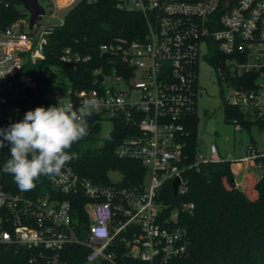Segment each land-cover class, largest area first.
I'll list each match as a JSON object with an SVG mask.
<instances>
[{
    "label": "built area",
    "instance_id": "built-area-1",
    "mask_svg": "<svg viewBox=\"0 0 264 264\" xmlns=\"http://www.w3.org/2000/svg\"><path fill=\"white\" fill-rule=\"evenodd\" d=\"M80 1L38 0L40 25L30 28L29 14L18 0H0V7L19 12L0 28V104L26 99L36 86L23 71L44 58L45 37L55 25H44L43 16L56 18L58 10ZM115 3L118 9L139 12L145 31L139 39L99 44L96 51L104 62L90 70L89 86L69 89L68 101L74 108L86 98L99 101L91 116L121 129L115 157L137 161L150 173L149 185L143 179L132 187L94 183L67 164L60 176H44L38 188L21 191L14 181L5 189L1 180L6 173L0 174V264H170L187 252L186 231L178 225L181 213L194 210L192 202L180 199L188 193L186 171L206 164L264 163V153L252 145L234 160L222 158L215 143L206 156L196 152L190 164L183 152L187 125L196 117L203 48L211 50L219 79L233 85L228 106L264 126V0ZM91 60L89 53L71 48L60 56L73 70ZM27 111L29 105L15 107L7 117L0 112V129L21 121ZM232 123L236 132L241 130L239 119ZM0 151L5 164L10 145L5 142ZM168 186L178 201H165ZM76 204L82 205L81 212Z\"/></svg>",
    "mask_w": 264,
    "mask_h": 264
},
{
    "label": "trees",
    "instance_id": "trees-1",
    "mask_svg": "<svg viewBox=\"0 0 264 264\" xmlns=\"http://www.w3.org/2000/svg\"><path fill=\"white\" fill-rule=\"evenodd\" d=\"M18 13L15 7H0V28L15 20ZM143 21L139 12L118 9L115 0H81L63 17L61 24L46 35L44 58L24 67L23 72L34 78L35 88L29 90L26 99L0 104V112L7 117L15 113V107L24 109L29 105V110H34L48 102L43 98V84L49 80L46 71L49 67L59 68L66 74L71 91L86 88L91 81L90 70L104 62L96 51L97 46L115 38H141L145 31ZM65 48L89 53L92 60L73 70L60 61ZM227 112L243 122L237 110L229 108ZM195 119L193 117L187 125L188 134L184 138L187 164L195 159L197 152ZM99 122L98 117L88 118L89 135L72 146L70 151L76 153L77 158L69 165L94 183H110L108 173L116 171L123 185H138L145 174L142 166L137 161L121 160L114 155L121 138L120 126L113 123L103 143L92 145L99 132ZM5 158L0 151V174L4 173ZM234 168L230 163H222L200 165L198 171H186L188 193L180 199L192 202L194 210L181 213L178 225L186 231L187 252L170 264H264V175L257 181L248 179L241 191L237 190L234 180L231 182ZM43 177L36 181L35 188L44 181ZM8 181H14L13 177L3 175L1 182L5 189ZM165 191V201H178L169 186ZM81 206L74 207L81 212Z\"/></svg>",
    "mask_w": 264,
    "mask_h": 264
},
{
    "label": "rangeland",
    "instance_id": "rangeland-1",
    "mask_svg": "<svg viewBox=\"0 0 264 264\" xmlns=\"http://www.w3.org/2000/svg\"><path fill=\"white\" fill-rule=\"evenodd\" d=\"M76 4L57 11L56 18L50 13L43 16L44 25H59L63 17ZM211 50L202 49L197 65V82L199 94L196 100V121L194 131L197 142V152L206 156L208 147L215 143L220 156L226 160L239 159L245 156V151L252 145L257 151L264 153V127L261 123L242 116L241 130L236 132L229 110L227 99L233 92V85L221 80L210 62ZM49 80L43 84V98L52 105L57 104L58 98L65 97L68 101L69 82L65 73L59 68H46ZM232 109V108H231ZM99 132L92 140V145H100L112 130V122L108 119L99 120ZM248 122V123H247ZM233 178L237 190L244 191L248 179L259 180L264 175L263 161H243L234 165ZM108 179L111 183H120L121 175L116 171H109ZM149 174L143 176V185H149Z\"/></svg>",
    "mask_w": 264,
    "mask_h": 264
},
{
    "label": "clouds",
    "instance_id": "clouds-1",
    "mask_svg": "<svg viewBox=\"0 0 264 264\" xmlns=\"http://www.w3.org/2000/svg\"><path fill=\"white\" fill-rule=\"evenodd\" d=\"M100 107L95 98H86L79 108L65 97L47 108L38 106L23 119L0 129V148L10 145V158L3 172L10 174L21 191L32 190L42 176H60L77 154L75 143L89 135L88 118Z\"/></svg>",
    "mask_w": 264,
    "mask_h": 264
},
{
    "label": "water",
    "instance_id": "water-1",
    "mask_svg": "<svg viewBox=\"0 0 264 264\" xmlns=\"http://www.w3.org/2000/svg\"><path fill=\"white\" fill-rule=\"evenodd\" d=\"M22 7L28 12L29 17L28 18V24L31 28L33 25L39 26L40 25V19L41 15L43 14V8L38 4V0H18ZM233 0H228V4L231 3ZM106 55H103V58H105ZM178 179H175L172 183V191L174 194H176L177 185H178ZM231 182H233V179H231Z\"/></svg>",
    "mask_w": 264,
    "mask_h": 264
},
{
    "label": "crops",
    "instance_id": "crops-1",
    "mask_svg": "<svg viewBox=\"0 0 264 264\" xmlns=\"http://www.w3.org/2000/svg\"><path fill=\"white\" fill-rule=\"evenodd\" d=\"M234 180V179H233ZM235 182V181H234Z\"/></svg>",
    "mask_w": 264,
    "mask_h": 264
}]
</instances>
